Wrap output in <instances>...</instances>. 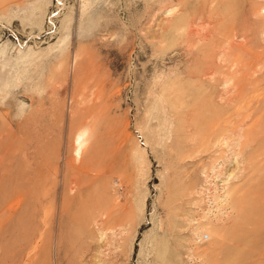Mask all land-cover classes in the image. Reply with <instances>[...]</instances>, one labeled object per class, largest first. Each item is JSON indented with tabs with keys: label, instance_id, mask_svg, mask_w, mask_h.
<instances>
[{
	"label": "rangeland",
	"instance_id": "1",
	"mask_svg": "<svg viewBox=\"0 0 264 264\" xmlns=\"http://www.w3.org/2000/svg\"><path fill=\"white\" fill-rule=\"evenodd\" d=\"M0 264H264V0H0Z\"/></svg>",
	"mask_w": 264,
	"mask_h": 264
},
{
	"label": "bare ground",
	"instance_id": "2",
	"mask_svg": "<svg viewBox=\"0 0 264 264\" xmlns=\"http://www.w3.org/2000/svg\"><path fill=\"white\" fill-rule=\"evenodd\" d=\"M241 2H242V1H241ZM232 4H234V3H232ZM235 7H236V5H235ZM232 10H233V9H232ZM237 11H238V9H237ZM229 12H231V11H229ZM252 12H253V11H252ZM233 13H234V12H233ZM235 13H236V12H235ZM235 13H234V14H235ZM242 13H243V12H242ZM254 13H255V12H254ZM228 14H229V13H228ZM243 14H244V13H243ZM252 14H253V13H252ZM239 15H240V14H239ZM239 15H238V17H239ZM244 15H245V14H244ZM256 15H257V14H256ZM241 17H242V16H241ZM241 17H240V18H241ZM260 17H261V16H260ZM234 18H235V17H234ZM245 18H246V16H245ZM233 21H234V19H233ZM232 25H233V24H232ZM228 29H229V30H228ZM228 29H225V31H227V30H228V31H235V28H234L233 26H230ZM227 34H229V32L225 33V36H226ZM223 35H224V33H223ZM229 35H231V34H229ZM239 94H240V95H237V99H239V97H240V99L242 98V95H241L240 92H239ZM235 98H236V97H235ZM218 121H219V120H218ZM203 123H205V122H203ZM215 123H216V122H215ZM212 125H214V124H211V123H210L208 127H210V126L213 127ZM220 125H221V124H220ZM221 126H222V125H221ZM221 126H220V127H221ZM206 127H207V126H206ZM211 127H210L209 129H211ZM214 128H215V127H214ZM220 130H222V129L220 128ZM210 131H211V130H210ZM216 131H217V130H216ZM210 133H211V132H210ZM210 133H209V134H210ZM214 134H217V133L214 132ZM218 134H219V133H218ZM225 142H227V141H225ZM221 144H222V143H221ZM235 202H237V201H235Z\"/></svg>",
	"mask_w": 264,
	"mask_h": 264
}]
</instances>
